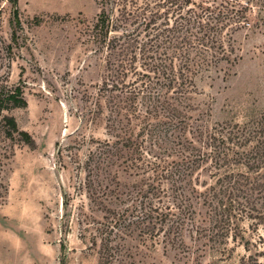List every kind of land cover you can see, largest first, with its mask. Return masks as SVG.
Segmentation results:
<instances>
[{"label": "rangeland", "instance_id": "rangeland-1", "mask_svg": "<svg viewBox=\"0 0 264 264\" xmlns=\"http://www.w3.org/2000/svg\"><path fill=\"white\" fill-rule=\"evenodd\" d=\"M152 1L0 0V264L264 263L253 172L238 177L242 185L231 194L236 202L224 223L212 221L210 199L197 204L188 247L109 225L110 209L140 210L126 194L141 191V158H162L165 176L178 152H189L171 125L145 128L142 97L127 98L129 83L140 86L142 78L108 62L110 39H147L141 20ZM102 13L106 26L98 21ZM256 22L235 32V62L200 74L195 91L175 101L187 137L229 122L254 124L263 114L264 10H254ZM134 66L145 70L142 60ZM16 92L25 105L7 101ZM157 113L154 122L172 114ZM6 116L27 140L6 135ZM205 179L210 189L217 177Z\"/></svg>", "mask_w": 264, "mask_h": 264}, {"label": "trees", "instance_id": "trees-1", "mask_svg": "<svg viewBox=\"0 0 264 264\" xmlns=\"http://www.w3.org/2000/svg\"><path fill=\"white\" fill-rule=\"evenodd\" d=\"M151 3L144 8L141 20L147 39L138 40V34L131 33L110 39L108 62L110 66H123L122 75L126 77L131 74L142 78L140 86L129 83L127 98L131 102L139 95L142 97L147 113L145 128L153 127L150 129L153 133L164 125H171L179 131L176 138L184 137L183 146L186 145L189 152L185 155L178 152L172 164L165 166V176L159 172V166L165 162L162 158L153 161L141 158V191L134 194L132 189L126 194L127 201H138L140 210L137 214H128V209L124 213L110 209L109 225L118 227L122 233L135 226L141 236L151 239L158 236L172 247H188L187 226H194L191 223L195 220L197 204L210 199L209 205L214 210L212 221L216 225L224 223L229 215L227 207L236 202L231 194L242 185L238 177L247 172L258 174L253 183V189L259 187L256 204L260 208L255 207L258 212L255 218L264 219V112L254 124L229 122L204 134L196 130V136L187 137L184 134L187 123L175 105L178 98L195 91L200 74L222 62L237 60L233 36L243 28L258 25L253 23V13L255 9L259 13L264 10V0H153ZM129 15L132 16L131 11ZM106 20L102 13L98 21L106 26ZM110 29L117 30L113 23ZM139 60L145 70L138 72L134 64ZM133 83L137 84V80ZM17 93L9 95L7 101L15 106L25 105V100ZM158 111L171 112L169 121L163 122L161 116L154 122ZM149 114L151 118L147 117ZM5 118L7 136L18 132L23 139H28L25 132H19L14 117ZM211 174L217 180L209 189L204 185L205 178H210ZM245 181L249 183L248 177ZM217 184L220 186L216 187ZM221 194L228 196L220 198ZM261 242L264 244L263 239ZM242 264L264 263L249 257Z\"/></svg>", "mask_w": 264, "mask_h": 264}]
</instances>
